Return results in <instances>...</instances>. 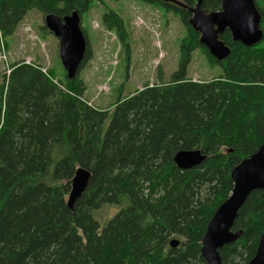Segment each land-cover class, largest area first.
<instances>
[{
  "label": "trees",
  "instance_id": "1",
  "mask_svg": "<svg viewBox=\"0 0 264 264\" xmlns=\"http://www.w3.org/2000/svg\"><path fill=\"white\" fill-rule=\"evenodd\" d=\"M95 1L0 0V49L29 10L44 17L73 11L82 16ZM144 1L184 23L178 68L169 81L159 72L154 85L119 97L112 112L83 99L79 71L90 58L88 42L78 73L65 74V81L56 83L52 70L24 61L4 75L0 264H207L202 239L232 192V170L264 144V38L245 45L225 29L219 38L230 53L219 60L190 23L197 0ZM255 1L264 30V0ZM202 7L215 11L222 3L203 0ZM102 21L116 32L128 58L125 19L106 8ZM195 50L221 73L204 81L187 78ZM195 149L204 160L178 167L176 153ZM79 167L90 178L70 207ZM109 204L126 206L101 227L93 211ZM232 230L242 234L220 249L222 264H248L264 234L261 190L249 194ZM174 238L179 244L171 247Z\"/></svg>",
  "mask_w": 264,
  "mask_h": 264
},
{
  "label": "rangeland",
  "instance_id": "2",
  "mask_svg": "<svg viewBox=\"0 0 264 264\" xmlns=\"http://www.w3.org/2000/svg\"><path fill=\"white\" fill-rule=\"evenodd\" d=\"M106 8L116 10L125 19L131 50L128 58L116 32L103 24ZM81 27L87 32L90 49V58L79 71L86 86L83 99L97 108L112 112V104L119 97L134 94L146 84L154 85L159 72L164 81H169L178 68L179 42L185 35V26L173 12L144 0H96L82 14ZM7 40L8 46L0 49V83L11 65L21 61L35 64L47 73L52 70L56 83L65 81L59 37L47 28L41 12L29 10ZM220 73L221 68L212 67L200 50L193 52L187 78L204 81ZM125 206L104 205L94 210L93 216L102 227Z\"/></svg>",
  "mask_w": 264,
  "mask_h": 264
},
{
  "label": "water",
  "instance_id": "3",
  "mask_svg": "<svg viewBox=\"0 0 264 264\" xmlns=\"http://www.w3.org/2000/svg\"><path fill=\"white\" fill-rule=\"evenodd\" d=\"M177 2V0H175ZM220 10L207 12L202 7L203 0H197L191 8V25L201 33V43L211 55L222 60L230 53V47L220 38L225 29L231 31L234 40L245 45L259 43L264 38L262 15L255 0H220ZM47 28L59 37V51L62 64L69 78L74 77L87 49V38L81 27V15L78 11L60 17L53 12L45 16ZM205 155L200 150H181L174 160L178 167L186 169L201 163ZM234 186L229 197L218 206L208 222L202 239V255L207 264H222L220 249L234 242L242 230H232L238 211L249 194L261 190L264 197V144L259 149L240 161L232 170ZM90 172L77 168L72 180L68 205L72 207L75 199L86 189ZM179 241H170L175 247ZM248 264H264V234L261 236L255 256Z\"/></svg>",
  "mask_w": 264,
  "mask_h": 264
},
{
  "label": "bare ground",
  "instance_id": "4",
  "mask_svg": "<svg viewBox=\"0 0 264 264\" xmlns=\"http://www.w3.org/2000/svg\"><path fill=\"white\" fill-rule=\"evenodd\" d=\"M178 153V152H177Z\"/></svg>",
  "mask_w": 264,
  "mask_h": 264
}]
</instances>
